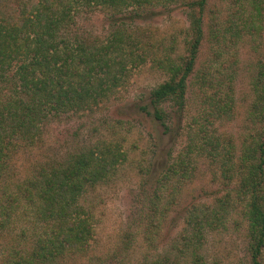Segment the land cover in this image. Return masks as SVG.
<instances>
[{"label": "trees", "instance_id": "obj_1", "mask_svg": "<svg viewBox=\"0 0 264 264\" xmlns=\"http://www.w3.org/2000/svg\"><path fill=\"white\" fill-rule=\"evenodd\" d=\"M177 4L188 10L186 54L178 60L166 54L159 61L169 80L152 91L151 102L156 106L171 100L181 110L203 38L206 0H0V245H4L0 264H56L70 254L86 252L94 225L92 215L77 200L86 185L96 183L109 170L104 153L90 150L89 155L72 156L63 164L41 166L19 180L15 158L19 151L40 142L41 126L57 114L91 110L107 100L119 86L121 75L145 60L144 49L153 51L155 47L145 31L133 26L157 8ZM83 7H104L110 12L105 43L74 42L63 33L72 23V14ZM254 9L256 15L250 13L241 21L243 36L234 38L247 36L245 28L260 20L259 2ZM259 68L252 83L254 100L247 112L248 134L241 154L234 162L230 150L223 148L228 163L220 161L223 173L234 172L238 178L233 192L244 203L248 264H264V66ZM201 77L214 91L204 101L208 109L216 115L231 114L235 103L223 91V80L212 88ZM154 116L162 119L159 112ZM208 116L204 121H209ZM195 127L198 130L186 150L188 156L173 166L171 177L164 174L157 180L147 206L151 221L146 240L154 241L161 221L158 214L175 205L178 191L169 189L168 181L177 175L181 183V178L190 176V155H206L216 162L221 158L218 136L211 137L202 122ZM175 167L183 173L178 175ZM230 207L222 198L212 207L191 206L179 244L172 245L169 254L154 264L202 263L198 250L209 231L225 225ZM23 220L25 229L21 228ZM27 235L30 251L23 249ZM9 239L15 243H7Z\"/></svg>", "mask_w": 264, "mask_h": 264}, {"label": "rangeland", "instance_id": "obj_2", "mask_svg": "<svg viewBox=\"0 0 264 264\" xmlns=\"http://www.w3.org/2000/svg\"><path fill=\"white\" fill-rule=\"evenodd\" d=\"M257 2L262 12L260 20L245 28L247 36L234 38L243 36L241 21L250 13L256 15ZM72 15V23L63 32L68 38L88 45L105 43L109 36L108 10L83 7ZM133 27L145 31L154 43L153 51L144 49L145 60L121 75L119 86L98 106L76 113L61 112L43 123L40 142L30 150L19 151L15 158L16 180L41 166L63 164L81 153L89 155L90 150L104 153L110 166L103 178L85 186L77 200V205L92 215L94 236L89 247L84 254H70L56 264H154L169 254L172 245L179 244L191 206L212 207L220 198L230 202V212L223 227L207 233L198 250L199 264H248L244 203L233 192L238 178L234 172L223 173L220 161L225 162L228 148L235 162L248 134L247 112L254 100L252 83L259 66H264V0H206L203 38L181 110L171 100L153 106L151 93L169 80L159 61L166 54L174 60L186 54L188 10L179 4L157 8ZM202 75L212 88L223 80V91L235 103L232 115H216L208 109L204 101L214 91L202 83ZM156 112L161 120L155 118ZM207 114L208 122L204 121ZM200 122L211 137L220 139L221 158L216 162L206 155H190V176L181 178V183L177 175L168 181V188L178 191L175 205L158 214L161 221L154 241L146 240L151 221L147 206L157 180L164 174L171 177L173 166L188 156L186 150ZM175 168L178 175L183 173ZM26 227L23 220L21 228ZM155 232L151 230V235ZM29 240L27 235V244L23 241V249L28 251ZM6 242L15 243L10 239ZM179 264L189 263L184 260Z\"/></svg>", "mask_w": 264, "mask_h": 264}]
</instances>
